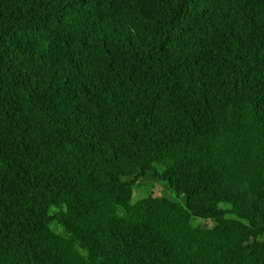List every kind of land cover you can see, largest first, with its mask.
<instances>
[{"label": "trees", "instance_id": "obj_1", "mask_svg": "<svg viewBox=\"0 0 264 264\" xmlns=\"http://www.w3.org/2000/svg\"><path fill=\"white\" fill-rule=\"evenodd\" d=\"M0 264H264V0H0Z\"/></svg>", "mask_w": 264, "mask_h": 264}, {"label": "rangeland", "instance_id": "obj_2", "mask_svg": "<svg viewBox=\"0 0 264 264\" xmlns=\"http://www.w3.org/2000/svg\"><path fill=\"white\" fill-rule=\"evenodd\" d=\"M157 170H160L156 167ZM147 196H159L166 197L173 201H178L183 203V197L178 196L174 190L168 187L166 181L158 176H147L140 182V186H135L132 193V203L147 197ZM219 208L227 210L229 208L228 204L220 203ZM227 217H234L232 214H226ZM195 222V221H194ZM195 223H200L203 227H209L211 223L209 221L198 219Z\"/></svg>", "mask_w": 264, "mask_h": 264}]
</instances>
